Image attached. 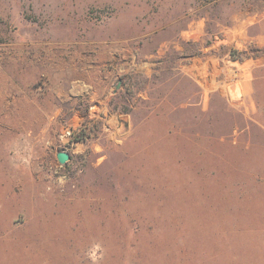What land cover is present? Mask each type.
<instances>
[{"label": "rangeland", "instance_id": "rangeland-1", "mask_svg": "<svg viewBox=\"0 0 264 264\" xmlns=\"http://www.w3.org/2000/svg\"><path fill=\"white\" fill-rule=\"evenodd\" d=\"M215 51L252 95L171 110L176 62ZM216 116L236 142L264 125V0H0V264H264L262 171H204L184 142Z\"/></svg>", "mask_w": 264, "mask_h": 264}, {"label": "crops", "instance_id": "crops-1", "mask_svg": "<svg viewBox=\"0 0 264 264\" xmlns=\"http://www.w3.org/2000/svg\"><path fill=\"white\" fill-rule=\"evenodd\" d=\"M224 61V57L215 51L210 55L199 56L193 60L189 57H183L181 61L176 62V67L174 66L171 72V78L167 81V87L160 86L166 93L164 94L165 102L172 106L171 110L198 109L202 112L214 110L221 117L223 106L219 105L218 99H221L222 90L226 86H233V89H237L239 86L246 96H251L254 91L256 77L253 75L250 79H239V81H237V77L231 81L225 80L224 74H230L235 69ZM141 69L143 70V65ZM101 102L103 103H97L95 106L99 112H103L107 116L108 108L105 99H102ZM182 116L186 119L189 117L188 115ZM217 116L214 120L199 119L197 123L185 125L186 128L187 126L195 127L199 130L189 131V137L198 139L184 142L193 145L197 143L207 145L204 157H199V159L204 158L203 160L212 162L205 164L206 169L204 171H262L264 183V125L253 124L243 127L241 133L246 136L236 142L230 137V134L234 133L232 124L229 122L223 123L222 120L217 119ZM109 119L113 122L114 115H110ZM171 120L175 121L176 119L172 118ZM224 126L233 127L232 131L222 132L219 130ZM245 141H248V143H244ZM81 149L82 146L79 144L77 150ZM256 158L261 159V163H258L256 167L248 164L249 161Z\"/></svg>", "mask_w": 264, "mask_h": 264}, {"label": "built area", "instance_id": "built-area-1", "mask_svg": "<svg viewBox=\"0 0 264 264\" xmlns=\"http://www.w3.org/2000/svg\"><path fill=\"white\" fill-rule=\"evenodd\" d=\"M239 81V78H237ZM235 90V89H234ZM232 95V92L230 93ZM83 125L74 126L72 128L68 127L64 129L60 134V146L61 149L59 151H67L70 154V159L67 163L62 164L58 161L57 156L53 164L49 166L50 174L56 178V181L62 182L67 178L65 171V167L67 164L77 165L78 163H73L76 156H74L75 146L79 143V139L83 132ZM58 151V152H59Z\"/></svg>", "mask_w": 264, "mask_h": 264}, {"label": "water", "instance_id": "water-1", "mask_svg": "<svg viewBox=\"0 0 264 264\" xmlns=\"http://www.w3.org/2000/svg\"><path fill=\"white\" fill-rule=\"evenodd\" d=\"M57 159L60 163L65 164L70 159V154L67 151H59L57 153Z\"/></svg>", "mask_w": 264, "mask_h": 264}]
</instances>
